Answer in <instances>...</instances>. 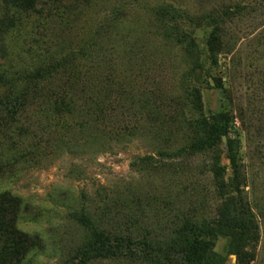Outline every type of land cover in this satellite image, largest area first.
Wrapping results in <instances>:
<instances>
[{"label":"rangeland","instance_id":"rangeland-1","mask_svg":"<svg viewBox=\"0 0 264 264\" xmlns=\"http://www.w3.org/2000/svg\"><path fill=\"white\" fill-rule=\"evenodd\" d=\"M165 1L191 10L193 17L163 28L170 33L161 38L152 33L161 27V20L139 10L128 14L116 34L110 33L105 20L115 0H93L91 7L74 1L83 12L79 20L70 16L73 28L68 29L58 22L43 29L37 14L7 10L0 0V97L11 90L4 84L7 79L21 86L23 70L33 69L42 56L60 58L94 35L97 51L92 54L101 65L104 104L110 95L109 81L111 88L112 82L117 83L119 92V103L109 112L114 126L109 121L103 130L131 127L135 131L128 140L102 138L103 144H94L87 141V129L79 132L75 118L41 130L33 117L34 124L24 133L20 130L23 118L15 115L11 120L0 108V213L11 216L15 211L17 233L35 241L19 264L76 262L78 250L89 237L78 219L81 208L101 223L106 221L103 208H107L114 226L132 227L133 220L135 230L143 227L161 238L169 232L172 212L183 209L182 196L194 194L197 204L190 211L211 217L215 201L211 198L214 181L207 168L209 153L168 156L201 135L196 124L200 114L193 106L196 88L201 91L205 115L229 112L244 195L254 213V224L250 222L248 229L251 239L240 247L239 257L228 252V237L197 236L213 241L222 264H264V13L245 10L227 22L226 33L216 41V64H212L196 16L210 7L234 11L235 3L249 5L258 0ZM64 2L49 1V6L53 10L58 6L62 13L73 0ZM189 29L194 32L184 35ZM111 62L115 64L112 71ZM137 97L150 112L138 107ZM219 153L229 174L225 137ZM90 264L139 263L116 259Z\"/></svg>","mask_w":264,"mask_h":264},{"label":"trees","instance_id":"trees-1","mask_svg":"<svg viewBox=\"0 0 264 264\" xmlns=\"http://www.w3.org/2000/svg\"><path fill=\"white\" fill-rule=\"evenodd\" d=\"M49 1L67 4L65 0H3L7 10L14 9L24 13L31 11L37 14L43 29H47V26L51 27L55 22L63 24L64 28H73L69 22L70 16L79 20L83 12L74 1L84 4L83 6L88 3L89 7L93 2V0H73V3H69L65 8L66 11L59 13V7L56 6L53 10L49 6ZM234 5V11L210 7L196 16L197 26L205 32L204 50L212 64H216V41L226 33L227 22L241 16L245 10L251 12L256 9L264 13V0H258L256 4L235 3ZM55 10L56 12L53 13ZM109 10L105 27L110 33L116 34V29L128 14L139 10L146 16H153L159 22L161 20V27L152 30L153 35L161 38L170 33L163 28H171L173 24L178 26V19L188 18L189 21L193 17L191 10L165 0L153 2L152 0H115ZM167 20H171V23ZM193 30H187L184 35H191ZM75 33L79 35L81 31L75 30ZM89 36V41L78 42L81 44L76 50L69 51L60 58L52 59L47 57L48 55L45 57L41 55L33 69L23 70L21 86L12 85L11 79L4 82L9 84L11 90L0 97V108L11 120L15 119L13 117L15 115L23 118L24 124L20 125V130L23 129L24 133L29 131V125L34 124L31 118L35 117V123L39 122L41 130L50 129L51 126L56 127L60 123L66 124L68 119L75 118L79 132L87 129V141H92L94 144H103L102 138L119 141L128 140L134 135L135 131L131 127L118 128L119 130L111 127L103 130L109 123L114 126L110 121L112 116L109 112L113 111L114 103H119V92L117 83L111 81L113 85L111 88L109 81L107 84L110 95L107 97V103L104 104L99 74L101 65L98 58L96 59L92 54L93 51H97L93 41L94 35ZM114 66V62H111L109 70H115ZM109 77L112 79L111 75ZM195 94L193 106L200 114L196 124L197 132L201 135L189 145L168 156L183 158L209 153L210 161L207 168L214 181L211 198L215 201L211 217L204 218L200 213L190 211L197 204V197L194 194L182 196L180 202L183 209H176L178 213H173V209L170 208L172 214L168 219L169 232L165 238H161L158 235H151L143 227L142 231L135 230L133 220L129 222L132 227L122 229L114 226V218L110 217L107 208H103L106 219L104 223L94 219L89 210L81 208L78 219L88 229L89 237L78 250L74 258L76 262L72 260L71 264H90L91 261L116 259L139 264H222L223 258L213 250V241L209 239L218 234L229 238L228 252L239 257L240 247L251 239L248 229L250 222L254 224V213L251 210L250 200L244 195V175L237 156L234 125L230 121L229 112L225 109L205 115L199 88L195 89ZM134 96L135 94H130V97ZM137 99L139 108L146 109L145 112L151 111L145 107L143 101L138 97ZM106 106L107 111L104 108ZM9 125H12L11 121ZM222 137H225L229 174L226 172V165L220 163L219 150ZM15 218V211H12L11 216L0 213V264H19L26 251L35 244L30 235L17 233L19 231L14 225ZM200 233L209 238L198 237L197 234Z\"/></svg>","mask_w":264,"mask_h":264}]
</instances>
